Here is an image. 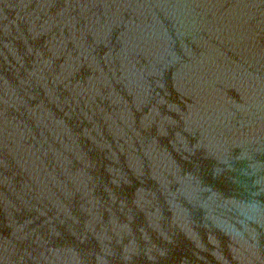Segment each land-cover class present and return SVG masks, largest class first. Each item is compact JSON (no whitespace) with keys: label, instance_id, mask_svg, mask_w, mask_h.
Returning a JSON list of instances; mask_svg holds the SVG:
<instances>
[{"label":"water","instance_id":"95a60500","mask_svg":"<svg viewBox=\"0 0 264 264\" xmlns=\"http://www.w3.org/2000/svg\"><path fill=\"white\" fill-rule=\"evenodd\" d=\"M0 264H264V0H0Z\"/></svg>","mask_w":264,"mask_h":264}]
</instances>
